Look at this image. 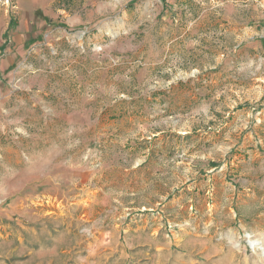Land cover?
I'll return each instance as SVG.
<instances>
[{
  "label": "rangeland",
  "instance_id": "rangeland-1",
  "mask_svg": "<svg viewBox=\"0 0 264 264\" xmlns=\"http://www.w3.org/2000/svg\"><path fill=\"white\" fill-rule=\"evenodd\" d=\"M264 0H0V264H264Z\"/></svg>",
  "mask_w": 264,
  "mask_h": 264
},
{
  "label": "bare ground",
  "instance_id": "bare-ground-1",
  "mask_svg": "<svg viewBox=\"0 0 264 264\" xmlns=\"http://www.w3.org/2000/svg\"><path fill=\"white\" fill-rule=\"evenodd\" d=\"M264 242V241H263ZM249 245L254 251H257V249H261L264 253V244L260 240H250Z\"/></svg>",
  "mask_w": 264,
  "mask_h": 264
}]
</instances>
